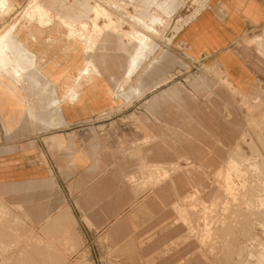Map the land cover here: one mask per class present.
<instances>
[{
  "label": "crops",
  "instance_id": "0c3cea01",
  "mask_svg": "<svg viewBox=\"0 0 264 264\" xmlns=\"http://www.w3.org/2000/svg\"><path fill=\"white\" fill-rule=\"evenodd\" d=\"M181 2L165 0L166 9L152 10L167 19ZM12 22L1 18L0 32ZM263 30L264 0H207L177 35L189 59L218 66L236 88L249 90L259 62L243 42ZM10 35L36 60L31 65L27 51L11 48L7 54L10 61L17 58L20 76L13 63L0 68V202L20 221L16 231L28 250L16 263L238 264L237 252L224 260L206 257L215 242L205 245L195 237L205 229L196 223L201 215L182 203L190 194L175 192L172 177L159 180V164L175 162L172 113L164 130L157 113L135 111L131 119L118 110V99L135 106L158 103L142 96L141 83L132 86L141 72L159 64L157 45L123 48L117 33L105 31L86 54L83 48H58L47 35ZM112 50L124 58L121 69L106 66ZM86 59L95 75L77 96L69 95ZM181 91L174 87L166 98L177 99ZM189 148L185 139L181 154L190 157ZM212 231L222 233L220 227ZM229 239L236 248L239 237Z\"/></svg>",
  "mask_w": 264,
  "mask_h": 264
},
{
  "label": "rangeland",
  "instance_id": "374dc122",
  "mask_svg": "<svg viewBox=\"0 0 264 264\" xmlns=\"http://www.w3.org/2000/svg\"><path fill=\"white\" fill-rule=\"evenodd\" d=\"M8 1L13 4L14 10L5 18L11 21L19 20L29 8L39 4V0ZM84 1L41 0L52 11H57L52 14L55 17L61 14V8L69 7V12L62 18L66 22L85 21L90 26L92 22L103 26L107 19L92 6L101 1L89 0L90 4ZM116 1L126 4L125 11L115 10L109 3L101 4L118 14L119 17L114 19L119 25L125 23L122 29H130L126 22L135 16H139L144 23L153 19L150 32L154 35L152 43L157 45L155 57L159 59L157 67L141 72L132 82L133 86L141 83L142 96L157 97L158 103L135 106L118 99L119 112L131 114V119L135 111L157 113L159 127L164 130L166 115L172 113L175 162L172 165L159 164V180L161 177H172L175 192L190 194L182 203L201 215L196 218V223L205 229L200 236L196 232L195 237L205 245L215 242L206 249L207 258L221 256L224 260L237 252L238 264H264V30L252 33L243 42V47L255 55L259 64L253 88L240 90L218 66L189 59L178 39L180 28L199 13L207 0H181L180 6L167 19L157 10H152L156 5L166 9L165 0ZM136 21L141 26L140 20ZM39 25L31 24L22 32L36 31L47 37L53 33L52 40L57 42L58 48L82 49L80 41L73 39L69 42L67 29L61 24L56 23L51 30H42ZM156 27L158 35L152 30ZM96 30L92 34L95 42L103 33L101 29ZM131 46L136 48L133 44ZM110 53L111 58H105L106 66L119 64L121 69L124 58L119 57V52L112 50ZM168 62L170 65H167ZM174 87L182 90L180 97L174 100L166 98L168 91ZM185 139L190 142V157L181 154V144ZM198 148L200 159L196 156ZM20 226V221L9 217L4 203L0 202V264H21L16 262L28 255L22 234L16 231ZM231 226L243 227L246 231L236 234L224 231L230 230ZM214 227H220L222 233H214ZM230 235L239 237L236 248L234 240L230 242Z\"/></svg>",
  "mask_w": 264,
  "mask_h": 264
},
{
  "label": "bare ground",
  "instance_id": "6f19581e",
  "mask_svg": "<svg viewBox=\"0 0 264 264\" xmlns=\"http://www.w3.org/2000/svg\"><path fill=\"white\" fill-rule=\"evenodd\" d=\"M32 1V0H31ZM101 1V2H100ZM100 3L95 2L94 5H92L98 12L100 11L102 13V17H104V19L107 21L104 23V25L100 26L99 24L96 25V23L92 22V25L90 26L89 24H87L85 21H78V22H70V21H65L62 18H64V14L69 12V7H66V9L61 8V14L59 16H53L52 14H55L57 11L56 10H51L50 7L46 4H44L43 2H41V0H39V4L34 5L35 7H31L29 8V10L27 11L26 15L23 17H20L19 20L14 19L15 21L12 22V24H10L5 30H3V32H0V68H5L6 66L9 65L8 62L13 63L14 64V74L18 77L20 76L21 72L19 69V66L17 65V58H14L13 61H10L9 57H8V51H11V48L14 49L17 52H23V51H27L25 47H23L22 42L21 41H17L16 38H11V33L13 34H18L21 33L22 31H24V29H29L31 24H40L38 27L42 30H51L54 25L56 23L61 24L64 28H66L67 32H66V37L67 39L70 41H72L73 39H76L78 41L81 42L82 44V48L83 51L86 52V54L92 50V47L94 46V44L96 43L94 41V39H92V34L97 31L96 29H101L103 30V32L105 31H114L117 32V34L120 36V44L123 48H126L128 45H132V44H136L137 46H141V47H147L150 46L152 44V36H154L150 30H151V24L153 23V19L150 18L149 23H144L143 20L139 17V16H135L132 17L131 20H129L130 25V29L125 30L122 29L121 25H119L118 21L115 20L114 18H118L119 16H117L118 14L113 13L111 10H107V8H105L101 3L104 2L105 3H109L108 5H110L111 8H114L115 10H120V11H125V6L126 4L124 2H120V1H116V0H100ZM12 2V1H11ZM84 2H90L89 0H85ZM90 4V3H89ZM13 4L10 3L8 0H0V19L1 18H5L7 15H9L14 9H13ZM29 6V5H28ZM87 6V5H86ZM92 7V8H93ZM201 9V8H200ZM88 10V8H87ZM196 11V10H195ZM198 11V10H197ZM91 12V11H90ZM199 12V11H198ZM100 13V14H101ZM14 14V12H13ZM87 14V13H86ZM91 14V13H90ZM195 14V13H194ZM197 14V13H196ZM16 15V14H15ZM19 16V15H18ZM193 16V14H192ZM194 17V16H193ZM188 18V17H187ZM190 18V17H189ZM188 18V19H189ZM9 19V18H8ZM13 19V18H11ZM136 19H139V24H141V26H139L137 24ZM71 20V19H70ZM73 20V19H72ZM184 20V19H183ZM2 21V20H1ZM4 21V20H3ZM122 21V20H121ZM126 21V20H125ZM124 22V20H123ZM184 23V22H183ZM125 24V23H124ZM124 24L122 27H124ZM177 25V24H176ZM4 26V25H3ZM126 26H128L126 24ZM125 26V27H126ZM160 26V25H157ZM180 26V25H179ZM178 26V27H179ZM182 27V26H181ZM121 28V29H120ZM178 29V28H177ZM181 29V28H180ZM152 30L156 31V35H158L159 31L156 27V29L152 28ZM179 30V29H178ZM1 31V30H0ZM31 31V30H30ZM41 31V30H38ZM174 31V30H173ZM177 31V30H176ZM34 33L31 34H38L36 31H32ZM42 32V31H41ZM179 32V31H178ZM177 32V33H178ZM52 33V32H51ZM9 34V35H7ZM97 34V33H96ZM52 35L53 33L50 35H48V39L51 40L52 39ZM101 35V34H100ZM35 36V35H34ZM96 37V36H95ZM34 38V37H33ZM99 38V37H98ZM97 38V39H98ZM260 38V36H259ZM32 39V37H31ZM66 39V40H67ZM258 39V38H257ZM34 40V39H33ZM96 40V39H95ZM123 40H126V42H123ZM77 41V42H78ZM48 42V41H47ZM26 43V42H24ZM256 44V43H255ZM79 45V44H78ZM96 45V44H95ZM99 45V44H98ZM77 47V46H75ZM94 49V48H93ZM68 50V49H67ZM29 51V50H28ZM29 53V58L27 57L26 59L29 60L31 65H35V56L31 53ZM65 51V50H64ZM66 52V51H65ZM64 52V53H65ZM79 52V51H78ZM67 53V52H66ZM65 53V54H66ZM73 53V51H72ZM10 55V54H9ZM39 55V54H38ZM61 55V54H60ZM59 55V56H60ZM63 55V53H62ZM72 55V54H71ZM19 56V54L17 55ZM74 56V55H73ZM85 56V55H84ZM75 57V56H74ZM83 57V56H82ZM95 57V56H94ZM13 59V58H12ZM25 59V60H26ZM64 60V59H62ZM43 61V60H41ZM40 61V62H41ZM64 61H68L65 60ZM73 61V60H72ZM137 63V58L133 57L132 58V64L133 66ZM42 64V63H41ZM68 64V63H67ZM37 65V64H36ZM43 65V64H42ZM84 66L81 68L80 74L78 77H76L73 83V87L68 91L69 95L74 93L75 96H77V91L79 89V87L81 86L82 83L84 82H88L91 79H93L94 75H95V69L92 71L90 69V66L92 65V63L86 59L85 64H83ZM94 65V64H93ZM148 65V64H147ZM38 66V65H37ZM146 66V63H145ZM35 67V66H34ZM58 67V66H57ZM67 67V66H66ZM71 67V66H70ZM94 67V66H91ZM30 68V67H29ZM148 68V67H147ZM32 69V68H31ZM22 70V69H21ZM28 69H25V71ZM35 70V68H34ZM42 70V69H41ZM130 70V69H129ZM7 71V70H6ZM62 71V70H61ZM8 72V71H7ZM11 72V71H9ZM23 72V70H22ZM60 72V71H59ZM24 73V72H23ZM61 73V72H60ZM99 74V73H98ZM98 78V77H97ZM126 78V77H125ZM22 79V78H20ZM127 83L126 84H130L131 79L127 78ZM48 82V81H47ZM62 82V81H61ZM90 83V82H89ZM92 83V82H91ZM62 84V83H61ZM88 86V85H87ZM122 86V85H121ZM127 86V85H126ZM125 86V87H126ZM131 86V84H130ZM133 86V85H132ZM128 88V87H127ZM120 89V88H119ZM121 89H124L121 87ZM131 89V88H130ZM80 90V89H79ZM125 90V89H124ZM123 90V91H124ZM129 90V88H128ZM122 91V90H120ZM118 91V92H120ZM67 92V91H66ZM136 92V91H135ZM68 94V93H67ZM73 94V95H74ZM74 96V97H75ZM138 96V94L136 95ZM118 99V98H117ZM66 100V99H65ZM219 207V206H218ZM15 257V256H14Z\"/></svg>",
  "mask_w": 264,
  "mask_h": 264
}]
</instances>
